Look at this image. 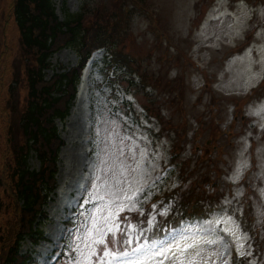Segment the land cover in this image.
I'll return each instance as SVG.
<instances>
[{
    "label": "rangeland",
    "instance_id": "374dc122",
    "mask_svg": "<svg viewBox=\"0 0 264 264\" xmlns=\"http://www.w3.org/2000/svg\"><path fill=\"white\" fill-rule=\"evenodd\" d=\"M122 2L54 0V5L60 19L85 6L92 11L91 23L95 14L114 15ZM139 2L126 28L130 39L122 46L139 65V74L147 76L149 88L140 93L128 89L132 95L125 101L131 112L120 116L124 90L114 96L107 86L117 88L119 82L102 83L100 64L89 78L84 74L69 117L64 124L57 123L64 146L56 191L45 208V241L37 246L25 241L20 251L31 252L33 264H47L64 239L66 253L58 264H74L84 261L90 249L97 251L91 246L95 238L107 241L99 245L95 264L101 260L113 264L115 253L154 226L157 215L166 214L164 201L144 206L160 186L171 189L172 195L196 190L195 200L221 201L226 210L219 220L233 237L238 256L249 257L247 264H264V0ZM12 5L13 0H0V172L11 158L10 90L20 105L28 95ZM97 59L101 53L95 55ZM77 61L71 50L57 52L46 80L75 67ZM251 92L252 102L242 107L243 97ZM242 112L247 118L231 130L230 119ZM225 132L234 138L228 140ZM89 134L91 141L86 144ZM173 151L179 153L175 160ZM166 164L174 172L168 178L160 173ZM79 192L85 198L80 217L71 220ZM1 214L2 223L14 227L12 213ZM105 247L110 252L107 257ZM228 257L229 249L219 240L180 242L153 264H229Z\"/></svg>",
    "mask_w": 264,
    "mask_h": 264
},
{
    "label": "trees",
    "instance_id": "16d2710c",
    "mask_svg": "<svg viewBox=\"0 0 264 264\" xmlns=\"http://www.w3.org/2000/svg\"><path fill=\"white\" fill-rule=\"evenodd\" d=\"M12 16L24 51L28 95L23 105L18 100L14 105L15 91L11 89L7 105V147L11 158L0 172V264H16L18 259L22 262L17 256L20 242L26 236L36 242L41 233L34 228L40 224L42 208L54 191L61 146L55 120L63 122L69 114L79 70L64 71L46 81L49 60L62 48L79 56L95 38L98 43L106 35L100 26L93 30L92 26L86 27L90 13L84 8L76 14L64 13L60 21L53 0H14ZM112 18L108 16L106 20ZM32 154L39 163L38 170L29 164ZM2 211L16 218L14 227L2 223Z\"/></svg>",
    "mask_w": 264,
    "mask_h": 264
},
{
    "label": "snow or ice",
    "instance_id": "6c2138e0",
    "mask_svg": "<svg viewBox=\"0 0 264 264\" xmlns=\"http://www.w3.org/2000/svg\"><path fill=\"white\" fill-rule=\"evenodd\" d=\"M95 222V220H94ZM77 239H82L81 237H77ZM103 243V244H107L106 240H97L95 238L92 239L91 241V246L92 248L97 249V251H92L91 249L88 252V255L85 257L84 261H75L74 264H95V261L93 258L95 259H99V245ZM86 247H88V245H85ZM79 247V246H77ZM104 256L107 257L110 255V252L106 249L103 252ZM100 264H104V262L101 260Z\"/></svg>",
    "mask_w": 264,
    "mask_h": 264
}]
</instances>
